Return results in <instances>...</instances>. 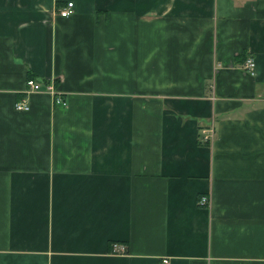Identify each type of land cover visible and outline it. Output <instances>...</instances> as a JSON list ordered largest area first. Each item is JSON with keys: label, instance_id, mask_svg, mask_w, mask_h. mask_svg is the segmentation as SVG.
Masks as SVG:
<instances>
[{"label": "crops", "instance_id": "0c3cea01", "mask_svg": "<svg viewBox=\"0 0 264 264\" xmlns=\"http://www.w3.org/2000/svg\"><path fill=\"white\" fill-rule=\"evenodd\" d=\"M164 260L264 264V0H0V264Z\"/></svg>", "mask_w": 264, "mask_h": 264}, {"label": "built area", "instance_id": "2783aa9c", "mask_svg": "<svg viewBox=\"0 0 264 264\" xmlns=\"http://www.w3.org/2000/svg\"><path fill=\"white\" fill-rule=\"evenodd\" d=\"M72 14V4L71 3H67L64 7L58 8L57 9V15L61 18H66L69 15ZM254 61L253 59L249 58L245 61L243 68L249 72V73H253L254 71ZM25 93H33V92H41V93H45L47 95H49L50 97H52L53 102L55 105L61 106V107H65L66 103L65 101H63L60 97H58L55 93V90L53 88V85L51 83H47V85H41L35 81L32 80H27L25 82ZM14 109L16 111H21V112H25L28 110V106L27 103L24 99L18 101L17 103H15L14 105ZM215 136V129L212 125L207 126V127H201L199 129V141L201 144H209L213 138ZM208 198L207 197H200L198 204L200 206H205L208 204ZM111 251L112 252H122L123 250L118 248L117 245H112L111 246ZM163 264H168L167 260L163 261Z\"/></svg>", "mask_w": 264, "mask_h": 264}, {"label": "trees", "instance_id": "16d2710c", "mask_svg": "<svg viewBox=\"0 0 264 264\" xmlns=\"http://www.w3.org/2000/svg\"><path fill=\"white\" fill-rule=\"evenodd\" d=\"M27 80H32V78H31V77H28V78L26 79V81H27ZM26 81H25V82H26Z\"/></svg>", "mask_w": 264, "mask_h": 264}]
</instances>
